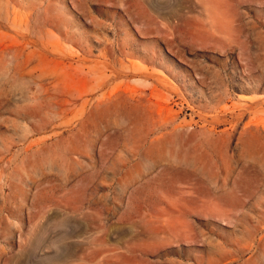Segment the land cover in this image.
I'll list each match as a JSON object with an SVG mask.
<instances>
[{"label": "rangeland", "instance_id": "1", "mask_svg": "<svg viewBox=\"0 0 264 264\" xmlns=\"http://www.w3.org/2000/svg\"><path fill=\"white\" fill-rule=\"evenodd\" d=\"M0 264H264V0H0Z\"/></svg>", "mask_w": 264, "mask_h": 264}, {"label": "bare ground", "instance_id": "2", "mask_svg": "<svg viewBox=\"0 0 264 264\" xmlns=\"http://www.w3.org/2000/svg\"><path fill=\"white\" fill-rule=\"evenodd\" d=\"M222 11V10H221Z\"/></svg>", "mask_w": 264, "mask_h": 264}]
</instances>
